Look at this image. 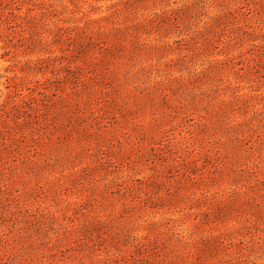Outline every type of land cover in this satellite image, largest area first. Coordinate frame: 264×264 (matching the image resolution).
Returning a JSON list of instances; mask_svg holds the SVG:
<instances>
[{
  "label": "rangeland",
  "instance_id": "1",
  "mask_svg": "<svg viewBox=\"0 0 264 264\" xmlns=\"http://www.w3.org/2000/svg\"><path fill=\"white\" fill-rule=\"evenodd\" d=\"M0 264H264V0H0Z\"/></svg>",
  "mask_w": 264,
  "mask_h": 264
},
{
  "label": "trees",
  "instance_id": "2",
  "mask_svg": "<svg viewBox=\"0 0 264 264\" xmlns=\"http://www.w3.org/2000/svg\"><path fill=\"white\" fill-rule=\"evenodd\" d=\"M11 7L15 8L17 5L21 4V0H8Z\"/></svg>",
  "mask_w": 264,
  "mask_h": 264
}]
</instances>
